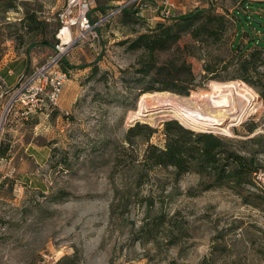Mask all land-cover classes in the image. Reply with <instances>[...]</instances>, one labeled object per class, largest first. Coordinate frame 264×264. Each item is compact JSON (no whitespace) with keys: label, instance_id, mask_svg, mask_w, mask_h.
<instances>
[{"label":"rangeland","instance_id":"374dc122","mask_svg":"<svg viewBox=\"0 0 264 264\" xmlns=\"http://www.w3.org/2000/svg\"><path fill=\"white\" fill-rule=\"evenodd\" d=\"M63 3L0 0V58L8 52V59H17L9 66L15 67L19 84L55 61L60 70L72 69L58 108L25 118L15 104L7 109L9 99L3 105L0 264H263L264 195L253 182L202 192L196 174L176 179L172 168L142 165L149 144L164 147V122L176 120L129 123L127 117L138 109L143 95L161 92L144 93L157 85L135 73L141 52L129 51L127 42L162 22L161 11L146 21L132 9L116 12L118 0H94L89 13L98 36L94 48L74 44L62 59L54 60L57 14ZM242 10L262 14L247 18ZM204 11L227 18L220 39L197 43L184 34L177 43L181 52L157 56L160 62L186 60L196 76L189 96L171 93L180 100L209 90L211 82H243L238 64L243 57L250 59L259 45L240 58L232 45L243 46L241 38H254L264 48V3L175 0L171 15ZM26 13L36 14L33 27L21 23ZM206 64L214 69L213 78L206 79ZM258 79L251 75L250 80ZM253 102V112L230 129L234 137L212 128L194 132L227 139L246 155L255 153L264 168V105L258 93ZM182 107L184 113L192 112ZM136 124L155 129L148 142L135 136L136 131L131 144L127 142ZM252 124L260 133L249 142L246 130Z\"/></svg>","mask_w":264,"mask_h":264},{"label":"trees","instance_id":"16d2710c","mask_svg":"<svg viewBox=\"0 0 264 264\" xmlns=\"http://www.w3.org/2000/svg\"><path fill=\"white\" fill-rule=\"evenodd\" d=\"M246 6H244L245 9ZM236 18L239 20L238 15ZM227 18L214 13H189L178 18L174 16L167 22H160L149 27L144 34L138 35L135 39L127 42L129 51H139L141 56L137 59L135 73L143 78H149L151 84L157 87H150L147 91H166L180 96L187 97L196 88V76L193 74L190 65L183 59H167L164 62L158 61L157 56L165 52H181L177 43L184 34L191 36L192 40L205 42L207 39H220L221 31ZM35 13H26L21 23L27 28L33 27L37 23ZM242 45L235 43L232 49L239 53L241 58L245 51L250 50L254 45H259L250 55V59L243 57L238 64L240 79L254 88L264 105V71L259 72V68H264V48L255 41L254 38L245 41L240 39ZM242 50V51H240ZM70 67L62 69L68 73ZM96 70V69H95ZM203 71L207 74L206 79L214 69L210 65H205ZM252 76L258 77L257 81L250 80ZM257 125L252 124L246 132L252 136ZM144 136L146 142L149 141L156 132L146 125L136 124L128 131L127 142L131 144V134ZM162 135L165 136L163 148L149 144L146 148L142 165L150 168H172L174 176L179 179L185 174H196L201 179V191H209L211 188L231 185L232 189L241 186L252 185L251 175L259 164L256 162L255 153L246 155L241 148H235L233 144L211 133L192 132L176 121H166L163 124ZM249 142H253V137H249ZM6 156V148H0V159ZM63 264V262H58Z\"/></svg>","mask_w":264,"mask_h":264},{"label":"built area","instance_id":"2783aa9c","mask_svg":"<svg viewBox=\"0 0 264 264\" xmlns=\"http://www.w3.org/2000/svg\"><path fill=\"white\" fill-rule=\"evenodd\" d=\"M242 1L246 4L264 3V0ZM93 3L94 0H64V6L57 14L59 27L55 33L54 60L62 59L74 44L87 43L90 48H94L98 36L89 17ZM118 3L119 8L116 12L132 9L138 19L146 18V21H151V15L159 11L163 21L167 22L174 17L171 12L175 8V0H118ZM55 63L56 61L52 65L45 64L27 83H17L11 91L12 94L6 104L7 109L13 108L15 104L21 116L27 118L37 111L58 108L62 90L69 79L68 74L58 69ZM4 108L5 106L3 112L6 111ZM251 177L256 188L264 195V168L256 169Z\"/></svg>","mask_w":264,"mask_h":264},{"label":"bare ground","instance_id":"6f19581e","mask_svg":"<svg viewBox=\"0 0 264 264\" xmlns=\"http://www.w3.org/2000/svg\"><path fill=\"white\" fill-rule=\"evenodd\" d=\"M208 89L202 93L193 92L190 98L181 100L166 91L148 93L140 98L138 109L129 114L128 121L154 124L157 120L171 118L190 131L206 132L212 128L234 137L230 129L253 112L250 106L254 104L257 93L241 81L211 82ZM148 100L152 102L146 106ZM183 105L192 112L184 113Z\"/></svg>","mask_w":264,"mask_h":264},{"label":"crops","instance_id":"0c3cea01","mask_svg":"<svg viewBox=\"0 0 264 264\" xmlns=\"http://www.w3.org/2000/svg\"><path fill=\"white\" fill-rule=\"evenodd\" d=\"M248 9L250 8L246 6L245 9L243 10H248ZM243 10L240 12V14L246 16L247 18H249L250 15L262 14V12H257V11L249 12V11H243ZM235 14L239 15V12L235 11ZM156 23H160V22H156ZM8 56H9V53L7 52L5 56L0 58V115L3 112L2 109L4 107L3 105L5 101L9 99V97L12 94L11 91H13V89L15 88V86L17 85L19 81L17 80L16 75L13 74L15 67L13 66V68H10L9 66V64L12 63V61H16L17 59L14 58V60H10L8 59ZM71 71L72 69H69L68 73H70ZM256 132H257L256 135H259L260 132L258 131Z\"/></svg>","mask_w":264,"mask_h":264},{"label":"water","instance_id":"95a60500","mask_svg":"<svg viewBox=\"0 0 264 264\" xmlns=\"http://www.w3.org/2000/svg\"><path fill=\"white\" fill-rule=\"evenodd\" d=\"M256 134H257V133H255V134L253 133L252 136H251V138H252L253 136H255Z\"/></svg>","mask_w":264,"mask_h":264}]
</instances>
